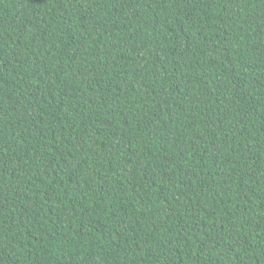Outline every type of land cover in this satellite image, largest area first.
<instances>
[{
    "label": "trees",
    "instance_id": "1",
    "mask_svg": "<svg viewBox=\"0 0 264 264\" xmlns=\"http://www.w3.org/2000/svg\"><path fill=\"white\" fill-rule=\"evenodd\" d=\"M0 264H264V0H0Z\"/></svg>",
    "mask_w": 264,
    "mask_h": 264
}]
</instances>
